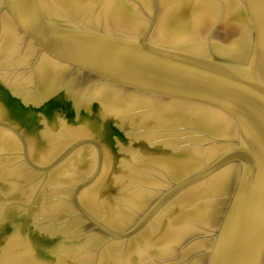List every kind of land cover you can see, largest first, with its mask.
I'll use <instances>...</instances> for the list:
<instances>
[{"label":"water","instance_id":"1","mask_svg":"<svg viewBox=\"0 0 264 264\" xmlns=\"http://www.w3.org/2000/svg\"><path fill=\"white\" fill-rule=\"evenodd\" d=\"M0 264H264V0H0Z\"/></svg>","mask_w":264,"mask_h":264}]
</instances>
